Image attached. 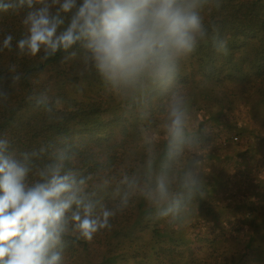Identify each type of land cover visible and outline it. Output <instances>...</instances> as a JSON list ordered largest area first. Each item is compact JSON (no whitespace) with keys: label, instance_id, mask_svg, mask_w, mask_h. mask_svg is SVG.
Returning a JSON list of instances; mask_svg holds the SVG:
<instances>
[{"label":"clouds","instance_id":"9594fccd","mask_svg":"<svg viewBox=\"0 0 264 264\" xmlns=\"http://www.w3.org/2000/svg\"><path fill=\"white\" fill-rule=\"evenodd\" d=\"M212 4L0 0V12L23 13L25 33L16 42L21 56L47 61L62 52V64L75 62L81 78L97 75L124 106L120 126L105 143L73 135L18 150L0 136V264H64L66 237L93 240L137 199L154 208L157 219L175 224L193 200L205 198L199 149L208 130L192 126L179 73L209 39L203 12ZM13 39L6 34L0 52L12 49ZM211 42L217 53L228 54L227 38L216 35ZM7 96L0 89V99ZM34 100L50 119H60L58 98ZM133 123L140 157L135 164L117 163Z\"/></svg>","mask_w":264,"mask_h":264},{"label":"trees","instance_id":"16d2710c","mask_svg":"<svg viewBox=\"0 0 264 264\" xmlns=\"http://www.w3.org/2000/svg\"><path fill=\"white\" fill-rule=\"evenodd\" d=\"M203 15L209 39L182 63L179 80L192 126L208 130L199 149L205 198L193 200L175 224L137 199L93 240L66 237L64 264H264V0H213ZM22 16L0 12V36L22 38ZM216 35L227 38V55L213 47ZM63 55L23 56L0 68V89L8 94L0 99V136L13 148L73 135L105 143L120 126L121 101L94 73L81 78L75 62L62 64ZM41 94L60 100V119L35 104ZM135 130L129 125L117 163L140 157Z\"/></svg>","mask_w":264,"mask_h":264},{"label":"rangeland","instance_id":"374dc122","mask_svg":"<svg viewBox=\"0 0 264 264\" xmlns=\"http://www.w3.org/2000/svg\"><path fill=\"white\" fill-rule=\"evenodd\" d=\"M13 35V34H12ZM5 36H0V44H2V41L4 39ZM14 39H13V47L12 49L9 51L7 49H5L4 51L0 52V68L6 65H9V63L11 62H18L20 60V58H22L23 56H21L19 54L18 48L16 47V42L20 39L17 38L13 35ZM206 163V161H204ZM205 171L206 169L209 170V172L212 170V167L207 165V167H204ZM215 169V168H213ZM208 178V177H207Z\"/></svg>","mask_w":264,"mask_h":264}]
</instances>
